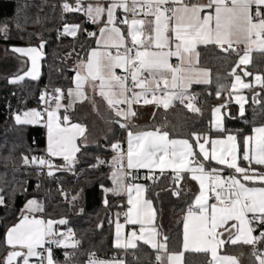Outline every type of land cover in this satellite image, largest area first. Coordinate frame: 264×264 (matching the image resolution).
<instances>
[{
	"label": "snow or ice",
	"instance_id": "obj_1",
	"mask_svg": "<svg viewBox=\"0 0 264 264\" xmlns=\"http://www.w3.org/2000/svg\"><path fill=\"white\" fill-rule=\"evenodd\" d=\"M61 10L62 19L63 13L79 12L97 25L98 33L84 30L95 39L96 47L77 61L71 86L41 92L43 110L14 113L17 126L42 125L46 129L47 155H22L23 165L37 166V175H44V168L49 177L60 171L75 174L77 153L81 146H87L88 137L87 127L73 122L71 113L76 111L77 103L87 101L99 113L95 100L99 96L118 118L109 122L126 131V151L121 141L111 144L113 187L101 185L105 196L124 198L127 205L125 209L119 204L122 211L115 214V220L108 221L115 228L113 248L126 253L143 242L155 252V264H186V253L204 254L206 264H240L238 257L227 253V246L246 245L251 247L254 264H264V123L254 124L251 134L243 136L225 124L226 119H236L229 109L232 101L239 105V117L246 118L247 100L241 90L252 91L259 85L264 91V71L248 70L250 65L260 67L253 64L254 53L264 60V0H63ZM16 27L20 30L19 22ZM10 31L9 23H0V38L7 40ZM80 31V24H64L60 35L75 38ZM37 38L40 43L36 46L10 49L31 62L23 74L9 80L10 84L39 78L46 41ZM201 45H214L220 53L236 58L227 73L232 77L230 85L222 82L225 78L219 73L215 76L216 97L223 103L212 107L208 129L186 133L184 138H173L167 122L151 130L133 131L135 106L140 104L167 111L178 102L189 112L203 114L192 86L208 85L213 77L212 70L201 64ZM172 58L177 62L173 63ZM244 77H252L254 83L246 82ZM259 95L253 93L254 103L260 102L256 99ZM213 132L219 134L217 138H213ZM51 158L63 163L55 164ZM105 163L98 158L92 167ZM139 169L149 170L151 175L144 179L153 182L170 170V191L177 198L184 191L185 179L198 185L180 221L178 251L169 249L171 238L156 224L157 211L147 195L148 186L135 182L134 170ZM62 194L67 199L68 194ZM80 196L81 192L75 193L69 203L74 205ZM103 202L109 205L107 198ZM4 204L0 196V206ZM44 212L42 202L26 201L18 222L6 229L0 241L7 250L0 264H61L53 248L79 249L81 240L71 227L66 231L56 227L66 226L69 221L37 215ZM126 225H138L139 230L125 232ZM102 227L103 223L97 225ZM73 256L65 252L63 264H75ZM84 264L128 262L115 254L101 258L93 251Z\"/></svg>",
	"mask_w": 264,
	"mask_h": 264
},
{
	"label": "trees",
	"instance_id": "obj_2",
	"mask_svg": "<svg viewBox=\"0 0 264 264\" xmlns=\"http://www.w3.org/2000/svg\"><path fill=\"white\" fill-rule=\"evenodd\" d=\"M60 0H0V23L7 22L11 25L9 38H0V45L6 50L11 47L36 46L40 43L37 37H42L45 43L43 49L41 74L37 80H24L18 84H10L8 77L0 78V196L4 197L5 204L0 206V241L3 240L5 231L18 221L21 210L29 199H39L45 207V212L40 213L43 218L60 219L66 218L69 223L59 227L66 231L71 227L76 233V238L81 240L79 249L68 250L74 253L75 264H84L90 252H96L101 258H111L114 254L125 258L128 264H155V252L145 244L139 243L137 249L128 250L126 253L113 248V225L107 219L118 211L119 204L124 205L123 198L114 197L111 194L105 196L101 187L112 188L110 179L114 171L112 159L114 156L111 144L126 139V131L118 124L110 123L116 118L111 111H107L104 105H98L97 111L89 113L88 117H81V106L72 112L73 122L82 121L90 130L91 137L100 136L94 145L81 146L77 153L78 163L75 165L74 173L68 171L56 172L53 177L37 175V166H25L21 156H46V133L42 125L17 126L13 115L21 108H39L38 93L43 88L54 87L67 88L71 86L73 69L76 62L85 58L88 51L94 47L95 39L86 35L87 32H97V25L90 23L86 17L79 12H72L67 19H62ZM39 21L38 23L36 21ZM19 22L20 30L16 23ZM80 24L81 31L77 37L70 38L61 36L55 38V32L63 24ZM201 53V64L212 70L213 82L208 85L195 86V92L200 96L197 106L202 109V115L189 112L182 105L176 103L175 107L165 111L162 107L154 108L153 116L142 121L139 113V121L136 122L137 130H151L165 122L167 130L173 138H184L186 133L192 131L204 132L211 121V109L213 106L223 103L216 97L217 84L215 76L217 73L224 77L222 81L230 85L232 77L227 73L233 66L235 56L228 57L214 45L203 46L198 49ZM254 65L248 66L249 71L257 72L263 70V62L257 54H253ZM249 80L250 77H244ZM259 92L256 97L259 103L253 102V93ZM227 92L223 93L225 96ZM248 102L245 106L246 118L238 115L236 105L230 103L231 115L236 119H226L225 124L232 132H240L241 135H250L254 126L264 123V91L253 89L247 92ZM22 99L25 102H22ZM80 117V118H79ZM218 133L213 132L214 138ZM106 161L97 167V159ZM55 164H62L60 160H54ZM39 185V187H37ZM172 187V183L163 176L159 181L150 185L151 190H165ZM67 193V199L62 193ZM26 189L27 191H24ZM82 190V191H81ZM81 192V196L75 204L69 203L71 196ZM107 198L109 205H104ZM185 204L178 205L179 212L184 209ZM176 208V209H177ZM180 215V214H179ZM103 223L102 228L97 225ZM181 224L169 231V249L179 250V239L181 236ZM255 234H258L255 233ZM250 246H227V253L236 256ZM63 250V249H60ZM60 250L58 254L60 256ZM67 250V249H66ZM6 249L0 245V258L6 254ZM134 254V255H133ZM134 256L136 258H134ZM138 258V259H137ZM186 264H206L204 254L186 253ZM247 259V258H246ZM244 264H254V258L250 256Z\"/></svg>",
	"mask_w": 264,
	"mask_h": 264
},
{
	"label": "crops",
	"instance_id": "obj_3",
	"mask_svg": "<svg viewBox=\"0 0 264 264\" xmlns=\"http://www.w3.org/2000/svg\"><path fill=\"white\" fill-rule=\"evenodd\" d=\"M91 2L95 3L96 0H91ZM97 33H98V31H97ZM68 37L73 38L72 36H68ZM95 47H96V43H94V47L93 48H95ZM200 47H203V45H201ZM0 48H1L0 52L2 53L1 58L4 59V60L1 59L2 61L0 63V73H3V75H6L5 77H8V81L10 79H13L18 74H23V72L26 71L27 68L31 66V62L27 61L26 58H20V57H18V54H15V53L11 52L10 49L12 47L9 48L8 50H6L3 46H1ZM22 59L24 61H26V62L22 63L21 62ZM172 62L176 63L177 61L175 60V58H172ZM41 63H42V59L40 61V74H41V67H42ZM76 64H77V62H76ZM76 64H75V67H76ZM244 67L245 66H243V65L240 66V68H244ZM263 70H264V62H263ZM118 71H120V70L117 69V72ZM237 71H240V69L238 68ZM241 75L243 76L242 72H241ZM73 76H74V74H73ZM25 80H31V79L30 78H25ZM245 81L246 82H253L252 77H250L249 80L245 79ZM195 86H197V85H193L192 86V91L194 93H195V90H194ZM253 89H260V87H259V85H255ZM248 91H249L248 89L241 90V94L246 97L247 102H248V98H247V92ZM91 94H92L91 90H89V95H91ZM226 97H227V93L225 94V98ZM95 100H96V108H97L98 105H104V107L107 109V111H110L108 109L106 103L102 100L101 97L96 96ZM231 103L236 105V107L239 110V105H237L235 103V101H232ZM246 105H247V103L245 104V106ZM80 106H81V113L80 114H81V117H83V118L86 117V116L88 117L89 113L91 114V112H94L93 104L91 103V101H87V102H85L83 104L77 103L75 105V108H78ZM135 107H136V110H137V116H138L139 113L142 114V118H141L142 121H146L145 120V116L143 115L144 111L151 113V115L154 114L155 106H153V105H143L142 104V105H136ZM137 116L134 118V121H133L134 124H136V122H138V120H139V117H137ZM211 119H212V116H211ZM141 120H139V121H141ZM126 149H127V143L125 145V151H126ZM125 164H126V160H125ZM136 171L149 172V170H147V169H139V170H136ZM165 173L170 174V170H166ZM152 183L153 182H145V183H140V184L147 185L148 188H149ZM182 183H183L184 191L181 192V195H180L179 198H182L183 203H181V204H185V206H184V209L181 210L180 212H179V210L177 208L178 204H176L179 198H177V197L172 195V193L170 191V189L172 187H170L169 189H165V190L163 189V190H151V191H150V188H149V191L147 193L149 198L154 201V207H155V209L157 211L156 224L162 227V231L165 234H168L170 230H172L173 228L178 226L179 221H181L182 216L184 214V211L186 209V202H190L191 199L193 198V193H197L198 192V185L196 184V182L191 181L189 179H185ZM189 189H190V191H188ZM123 201H124V208L126 209L127 205H126V200L124 198H123ZM160 205L162 206V209L164 208L163 215H162V212H161V209H160ZM164 214H165V216H164ZM37 215L40 216V214H37ZM20 216H21V213H20ZM112 220H115V214H114ZM121 222L123 223V218L121 219ZM180 224H181V232H182V223H180ZM112 225H113V238H114L115 228H114V224H112ZM56 227L59 228V227H61V225H57ZM133 229H136L138 231L139 230V226L138 225L137 226H133V225H126L125 226V232H129V231H131ZM60 231H62V230H60ZM113 238H112V244H113ZM139 243L144 244L143 242H138V244ZM229 246H231V245H229ZM242 246H244V245H242ZM67 250H72V249H67ZM128 250H133V249H128ZM120 251L125 252V250H120ZM250 252H251V249L247 248V249H244L241 252H239L238 255H236V257H238L239 260H240V264H244V261L248 260ZM54 256H55L56 260L60 261L61 264H63V261H62L61 257L58 254V250L54 251Z\"/></svg>",
	"mask_w": 264,
	"mask_h": 264
},
{
	"label": "built area",
	"instance_id": "obj_4",
	"mask_svg": "<svg viewBox=\"0 0 264 264\" xmlns=\"http://www.w3.org/2000/svg\"><path fill=\"white\" fill-rule=\"evenodd\" d=\"M62 2H63V0H60V1H59L60 6H61V3H62ZM69 2L72 3V2H74V0H69ZM68 14H69V13H63V20H66V19H67V15H68ZM86 19H87V18H86ZM63 26H64V24L61 26V28H59V29L55 32V38H56V39H59V38L62 36V35H60V33L63 31ZM113 51H115V50H113ZM118 73H120V71H118ZM45 90H47V91L50 92L52 89H49V88H43V89L38 93V100H39V96H40L41 92H44ZM195 93L197 94V96H200L199 93H197V92H195ZM22 102L24 103L25 100L22 99ZM140 105H142V104H140ZM33 108H35V107L21 108V109L19 110V112L22 113L24 110H27V109H33ZM39 109H40V110H43V107H42L40 101H39ZM125 145H126V139L122 142V147L124 148V150H125ZM62 163H63V161H62ZM38 171H39V169H38ZM43 171H44V173H45L43 176L47 177V174H46V173H47V168H44ZM134 172H135V176L137 177V179H136L135 182H137V183L153 182L152 180H145V179H144L145 175H151V173H149V172H141V171H136V170H134ZM156 175H157V176H160V173H159V172H156ZM163 176H166V177L168 178V181L171 182V180H170V178H169L170 174L165 173ZM163 176H162V177H163ZM162 177H161V178H162ZM161 178H160V179H161ZM160 179H159V180H160ZM159 180H158V181H159ZM156 182H157V181H156ZM57 190H58L59 193H62V191H61L60 188H58ZM36 200L39 201V199H36ZM122 218H123V217H121V219H122ZM109 219H112V216H111V215L108 217L107 221H109ZM57 250H59V248H53V251H57ZM65 252L72 253L71 251H68V250H65V249L60 250V257H61V259H62L63 262H64V259H65Z\"/></svg>",
	"mask_w": 264,
	"mask_h": 264
},
{
	"label": "rangeland",
	"instance_id": "obj_5",
	"mask_svg": "<svg viewBox=\"0 0 264 264\" xmlns=\"http://www.w3.org/2000/svg\"><path fill=\"white\" fill-rule=\"evenodd\" d=\"M1 47V46H0ZM1 49V48H0ZM1 56H2V53L0 52V63H1V61L2 60H4L3 58H1ZM2 59V60H1ZM6 75H3V73H0V78H2V77H5ZM19 112V111H18ZM144 114V116H145V120L147 121V120H149L152 116H153V114L151 115V113H149V112H146V111H144L143 112ZM142 115V114H141ZM80 118V117H79ZM82 121H80L79 123H81V124H83L84 125V123H83V118H80ZM45 132H46V129H45ZM91 134L92 133H90V130L89 129H87V133H86V135H87V137H88V140H87V146H90V145H94L96 142H97V140H98V138H100V136H94V138H92L91 137ZM46 147H47V137H46ZM51 159H54V160H60V161H62L61 159H58V158H51ZM115 170V169H114ZM112 187H113V185H112ZM161 201V200H160ZM181 203H183V200H182V198H179L178 199V201H177V203L176 204H178V205H180ZM160 209H161V212H162V215H163V213H164V208L162 209V206L160 205ZM164 216H165V214H164ZM163 216V217H164ZM162 217V218H163Z\"/></svg>",
	"mask_w": 264,
	"mask_h": 264
}]
</instances>
